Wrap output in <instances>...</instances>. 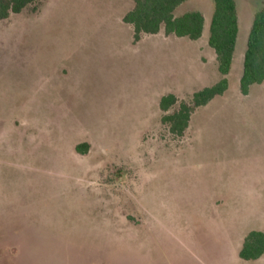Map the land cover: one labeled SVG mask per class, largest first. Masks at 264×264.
I'll use <instances>...</instances> for the list:
<instances>
[{
	"label": "rangeland",
	"instance_id": "rangeland-1",
	"mask_svg": "<svg viewBox=\"0 0 264 264\" xmlns=\"http://www.w3.org/2000/svg\"><path fill=\"white\" fill-rule=\"evenodd\" d=\"M236 4L229 88L183 137L159 103L221 79L214 0L176 10L204 16L198 41L135 42L131 0H46L0 21V264H264L239 257L264 230V83L240 94L264 0Z\"/></svg>",
	"mask_w": 264,
	"mask_h": 264
},
{
	"label": "trees",
	"instance_id": "trees-1",
	"mask_svg": "<svg viewBox=\"0 0 264 264\" xmlns=\"http://www.w3.org/2000/svg\"><path fill=\"white\" fill-rule=\"evenodd\" d=\"M46 0H0V21L13 14ZM132 9L123 17V22L133 28V39L140 41L144 34L156 35L164 31L177 38L199 40L204 31L205 19L199 12L177 15V8L187 0H131ZM239 34V16L236 0H214V12L209 26L208 45L216 55L221 79L208 87L194 92L188 101L179 102L174 94L163 96L159 107L164 113L162 123L169 132L183 137L190 126L193 114L216 97L223 96L229 88L231 72ZM264 83V10L253 19L244 55L240 93L247 96L254 85ZM178 104V109L169 111ZM87 144L77 146V151L86 153ZM264 255V230H252L245 237L239 257L245 261H256Z\"/></svg>",
	"mask_w": 264,
	"mask_h": 264
},
{
	"label": "crops",
	"instance_id": "crops-1",
	"mask_svg": "<svg viewBox=\"0 0 264 264\" xmlns=\"http://www.w3.org/2000/svg\"><path fill=\"white\" fill-rule=\"evenodd\" d=\"M131 2H132V1H131ZM132 6H133V3H132ZM131 9H132V8H131ZM209 26H210V25H209ZM208 38H209V37H208ZM197 41H198V40H197ZM241 76H242V75H241ZM240 94H241V93H240ZM241 95H242V94H241ZM219 97H222V96H219ZM219 97H216V98H219ZM214 100H216V99H214ZM214 100H213V101H214ZM203 107H204V106H203ZM201 108H202V107H201ZM199 109H200V108H199ZM196 112H197V111H196ZM196 112H195V113H196ZM195 113H194V114H195ZM260 230H262V229H260ZM241 247H242V245H241ZM241 247H240V249H241ZM240 249H239V250H240Z\"/></svg>",
	"mask_w": 264,
	"mask_h": 264
}]
</instances>
